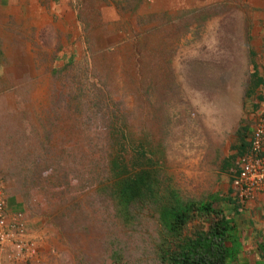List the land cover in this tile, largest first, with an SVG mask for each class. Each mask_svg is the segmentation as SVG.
<instances>
[{
    "label": "rangeland",
    "instance_id": "1",
    "mask_svg": "<svg viewBox=\"0 0 264 264\" xmlns=\"http://www.w3.org/2000/svg\"><path fill=\"white\" fill-rule=\"evenodd\" d=\"M34 3L43 10L0 35L7 200L27 204L55 264H168L214 217L176 237L160 201L222 210L237 193L261 117L249 101L264 84V0ZM139 161L156 193L125 206L116 176Z\"/></svg>",
    "mask_w": 264,
    "mask_h": 264
},
{
    "label": "crops",
    "instance_id": "2",
    "mask_svg": "<svg viewBox=\"0 0 264 264\" xmlns=\"http://www.w3.org/2000/svg\"><path fill=\"white\" fill-rule=\"evenodd\" d=\"M34 1L36 0H0V35L7 31L5 26H7L8 19L33 17L35 12H41L43 8L40 4L36 5ZM4 45L7 46V41H4ZM5 46H3L4 49ZM256 85V90L252 93L253 98L249 102L262 115L264 113V84L261 78L256 81ZM3 89L5 88L0 84V105L4 104L1 98L5 94L1 92ZM251 157L260 159L257 161L264 169V142L261 152ZM226 196L222 212L233 225L232 235L227 245L235 251L234 263L264 264V184L253 187L250 194L243 199L238 193L235 196ZM8 198L11 211L24 213L22 222L26 229V238L29 237L34 242L35 249L30 251L28 256L23 257L18 255L14 246L5 245L0 249V264H55L53 255H50L49 248L44 244V236L40 234L41 231L34 226L29 216L30 210L27 204L13 193H10Z\"/></svg>",
    "mask_w": 264,
    "mask_h": 264
},
{
    "label": "trees",
    "instance_id": "3",
    "mask_svg": "<svg viewBox=\"0 0 264 264\" xmlns=\"http://www.w3.org/2000/svg\"><path fill=\"white\" fill-rule=\"evenodd\" d=\"M138 156L142 160L143 156ZM150 164L139 161L134 173H126L124 178L120 174L116 176V193L121 194L125 206L145 195L155 196L154 184L158 177ZM212 202L211 199L196 202L179 198L160 201L162 221L176 237L182 235L184 226L196 216L214 217L208 230H198L175 245L168 264H235V251L227 245L233 225L222 210L213 208Z\"/></svg>",
    "mask_w": 264,
    "mask_h": 264
},
{
    "label": "built area",
    "instance_id": "4",
    "mask_svg": "<svg viewBox=\"0 0 264 264\" xmlns=\"http://www.w3.org/2000/svg\"><path fill=\"white\" fill-rule=\"evenodd\" d=\"M264 142V113L253 130L248 152L241 159V167L234 178V187L240 198H246L253 187L264 184V169L260 159L251 156L258 155ZM3 180L0 177V249L5 245L14 246L19 256L26 257L35 249V244L27 237L23 212L11 211L4 193Z\"/></svg>",
    "mask_w": 264,
    "mask_h": 264
}]
</instances>
